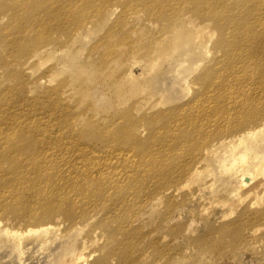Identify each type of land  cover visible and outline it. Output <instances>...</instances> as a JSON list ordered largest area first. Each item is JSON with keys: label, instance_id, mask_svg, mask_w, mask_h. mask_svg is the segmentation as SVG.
<instances>
[{"label": "rangeland", "instance_id": "obj_1", "mask_svg": "<svg viewBox=\"0 0 264 264\" xmlns=\"http://www.w3.org/2000/svg\"><path fill=\"white\" fill-rule=\"evenodd\" d=\"M2 112L0 153L38 151L0 180L25 200L0 210V264H264V173L242 189L226 146L260 131L264 157V0H0ZM86 178L144 191L50 209Z\"/></svg>", "mask_w": 264, "mask_h": 264}, {"label": "bare ground", "instance_id": "obj_2", "mask_svg": "<svg viewBox=\"0 0 264 264\" xmlns=\"http://www.w3.org/2000/svg\"><path fill=\"white\" fill-rule=\"evenodd\" d=\"M184 1H188V0H180V2H184ZM253 8L252 6L245 2L243 3V7L241 8V12L243 14H246L249 11H252ZM263 12L261 11V14ZM219 27L221 28V30L224 32V25L221 23L219 25ZM137 65H135L136 67ZM5 116V113L2 112V114L0 115V118L2 116ZM28 115L26 114H22L21 118L23 119H27ZM3 120L0 119V126H2ZM236 124L235 126L240 125ZM260 131H254V132H248L246 135L240 136L236 141H229L226 146L228 147L227 149V153H228V157L230 158L229 160L231 161V167L228 168L227 170H232V168H234V164H237L238 167V171H236V174L240 177V182H241V187L242 189L246 190L248 189L252 183H254L255 181V175H253V173H257L258 174H262L264 173V157L262 160H260L261 158L258 155V136H259ZM24 144L20 145L19 148H14V147H9L6 148L5 150H3L2 153H0V159L3 160H13V166L16 168L18 166L19 163V167L18 169L14 172V173H7L6 175L4 173H0V180H4L6 177H18L15 181L18 180H25L26 177L24 174L21 173V169H25L26 166L30 167L34 165V161L32 156L29 158V160H22L19 156L18 159L16 158V155H12V153H14L15 151L13 150H21L22 152L25 153H30L32 151L35 150V152L38 151L37 147L36 149L35 146L30 147L31 150L28 149V146H23ZM185 145L187 147H184V151H187L190 147L189 144L187 142H185ZM252 160V162H254V164L250 165L249 161ZM24 163V165L22 166V164ZM233 172V171H231ZM53 177V181L57 182L56 180V175L52 174L50 176V178ZM52 180L50 181L51 184ZM100 182H103L104 184H101ZM100 182L94 183L91 182L89 179H85V183L83 184L82 188H79L78 185H74L72 191L78 193L80 195L79 200L77 202H75V200L73 199H68L65 197H62L61 194V190L62 187L58 186V191L56 190L54 192V194L52 196H50L49 198V191L48 189L46 190V198L48 197L50 199V209H53L57 206L60 205H65L67 200H69V202L74 205V206H81V207H85L87 205H83L85 200L87 197L90 198V202L94 203V204H98V205H104L107 209L106 212V217L109 214L115 215L117 213V211L120 210V206L124 205V201H117L115 200L112 203H103L100 201L101 198H105L107 196H114L115 194H112L115 191H134V190H138L140 192L144 191V187L143 184L140 183L139 186L136 185H129L127 187H124L121 185V183L118 180H106L103 179ZM11 184V183H9ZM13 184L16 185V182H14ZM16 191V188H14L13 190H11V194L12 197L10 200L6 195H0V210L3 209V206L6 204H18L19 202H24V197H18L17 194L14 192ZM128 205V204H126ZM33 216L34 217H38L40 215V212H37L36 210L33 211ZM0 226H1V222H0ZM49 229V228H48ZM46 229V230H48ZM3 230H0V232H2ZM34 230H31L29 233H31ZM35 232H38L35 230ZM4 234L7 235H16V232H11L9 230H5ZM87 257L85 253H81V252H74L71 257L65 262V264H87Z\"/></svg>", "mask_w": 264, "mask_h": 264}]
</instances>
